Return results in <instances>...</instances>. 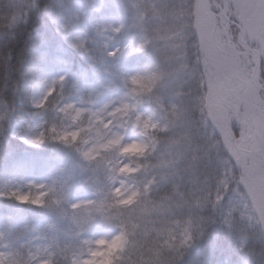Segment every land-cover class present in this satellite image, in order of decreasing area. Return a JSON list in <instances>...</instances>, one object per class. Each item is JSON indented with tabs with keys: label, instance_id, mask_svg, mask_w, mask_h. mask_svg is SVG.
<instances>
[{
	"label": "trees",
	"instance_id": "trees-1",
	"mask_svg": "<svg viewBox=\"0 0 264 264\" xmlns=\"http://www.w3.org/2000/svg\"><path fill=\"white\" fill-rule=\"evenodd\" d=\"M229 2L231 18L246 29L247 42L261 52L264 84V45L247 30L238 0ZM257 3L264 8V0ZM58 10V0H0V105L22 94L24 101L18 107L32 113L27 100L32 88L42 83L39 74L47 66L85 71L95 79L97 69L110 62L103 63L96 54L90 57L93 48L106 43L104 39L94 42L90 30L115 18L118 31L112 42L122 45L123 52L112 63L130 76L126 92L140 112L134 132L145 141L147 150L125 152L135 167L120 173L128 178L120 181L128 199L110 201L109 213L102 216L99 227L119 237L101 247L99 264H264L262 224L242 219L238 212L230 222L223 216L229 196L235 188L244 191L249 178L258 175L264 187V157L253 142L257 134L254 118L261 113L255 105L264 104V90L240 76L231 64L214 59L202 20L210 19L214 29L215 17L203 10L201 0H102L97 9L87 10L82 17L81 30L92 39L77 54L60 51L58 39L52 38L51 17ZM158 10L165 20L166 16L180 17L189 35L186 53L195 78L180 94L166 86L165 59L155 47ZM216 88L225 93L217 96L222 101L211 100ZM244 134L247 145L240 150L237 144ZM6 137L0 139L1 188L22 163L44 171L74 161L76 187H104L102 165L84 168L80 141L67 138L42 148L24 145L23 149L20 143L9 154L2 148ZM17 208L26 217L41 211L40 205L18 204ZM73 261L71 255L62 256L53 264Z\"/></svg>",
	"mask_w": 264,
	"mask_h": 264
},
{
	"label": "rangeland",
	"instance_id": "rangeland-1",
	"mask_svg": "<svg viewBox=\"0 0 264 264\" xmlns=\"http://www.w3.org/2000/svg\"><path fill=\"white\" fill-rule=\"evenodd\" d=\"M101 1L58 0L59 10L56 14L52 13L50 29L52 38L58 39L60 51H72L69 45H88L91 35L81 30V24L84 22L82 17L87 10L97 9ZM255 1L238 0V6L244 13L247 30L249 29L252 38L264 45V8L260 3L255 5ZM201 4L203 10L212 14L216 21V27L212 29L210 19L202 20L214 59L231 64L244 79H252L254 75L248 74L247 65L255 64L256 54L249 52L239 41L241 33L244 32L243 35L247 36L246 29L241 32L221 12V6L225 5L228 15L234 16L229 0H201ZM154 18L158 23L154 29L155 47H159L165 59L166 86L180 94L195 78V71L190 67L186 53L188 32L182 27L183 21L180 17H174V23L171 16H166L165 20L158 10ZM116 26L115 18L112 17L90 30L96 39L94 42L100 39L106 42L97 46L96 50L93 48L90 57L96 54L103 59V63L107 60L110 62L109 66L106 64V68L97 69L95 79L85 71L77 72L61 65L47 66L41 69L39 74L42 83L32 88L27 100L31 107L33 97L39 95L40 89L50 76L67 72L71 74L68 87L73 103L61 109L63 93L58 90V102L45 109L49 112L48 116L41 112L32 117L31 112H24L19 108L18 105L24 101L22 94L16 96L12 102L0 105V139L7 136L2 148L7 149L9 154L17 150L20 143L22 145L19 149H23L24 145L42 148L49 142L69 138L73 143L81 142L84 168L102 165V171L106 173L102 182L104 187L83 190L82 187L74 185L75 173L78 170L75 161L68 163L70 166L60 163L45 171H38L35 166L28 164H20L12 174V180L0 187V264H8L12 257L16 258L17 264H23L25 258L38 256L45 258V264H53L58 258L69 255L74 258L73 264H99L101 247L110 244L111 239L119 237L118 234L109 235L108 228L99 226L103 223L102 216L106 217L109 213V202L126 198V191L121 185L119 188H113L117 174L133 170L135 167L130 160L121 167L120 161L115 159L113 153L117 148L122 156H125L126 151L145 152L147 145L144 140L138 139L134 132L140 112L136 103L132 106L126 92L125 85L130 81V76L124 71L120 73L119 67L113 65L123 52L122 45L117 46L112 42ZM113 45L116 55L110 58L107 51ZM55 56L63 58L60 53ZM95 66L96 63H92V67ZM223 94L225 93L220 89L218 92L216 88L211 91V100L222 101L220 96ZM218 95L220 96L217 97ZM114 101H118L115 108L112 107ZM255 107L261 113L254 118L253 124L257 134L253 135V142L264 157V104L257 103ZM150 113L152 114V111ZM106 119L108 123H105ZM14 120L19 121L14 125V133L18 137L16 139L12 138V128L5 131ZM225 127V133L229 137L227 125ZM19 137H23V142ZM125 137L137 142L121 147ZM237 145L240 150H245L247 134H244L243 140ZM74 167L75 172L72 171ZM261 180L257 175L245 182L244 191L235 188L224 208L223 216L226 221H233L238 212L240 218H249L264 227V187ZM18 204L40 205L41 211L37 209L34 216L26 217L17 208ZM61 238L64 239L62 246Z\"/></svg>",
	"mask_w": 264,
	"mask_h": 264
},
{
	"label": "clouds",
	"instance_id": "clouds-1",
	"mask_svg": "<svg viewBox=\"0 0 264 264\" xmlns=\"http://www.w3.org/2000/svg\"><path fill=\"white\" fill-rule=\"evenodd\" d=\"M114 31H118L114 30ZM70 49L77 53H80V49L83 47H86V45H78V46H72L69 45ZM91 51V49H89ZM108 57L112 58L115 57L116 51H115V45H113L108 51H107ZM256 66L255 64H249L247 65V72L250 76L257 74L256 71ZM264 71V69H262ZM135 73H131V75H134ZM71 80V74L67 72H59L55 73L52 76L48 78V80L44 83L42 88L40 89L39 95L34 96L32 101H31V108L33 109L32 111V117H36L39 113L43 112L45 115H47L45 109L47 107H50L54 103L57 102V93L58 90L63 93L62 100L63 102L60 104V108L63 109V107L69 103H73V98L69 92V82ZM118 105V101H114L112 104V107L115 108ZM109 121L106 119L105 123H108ZM18 120H14L11 125L6 127L5 131L7 132L9 128H12V138L16 139L18 137L15 136L14 133V125L18 124ZM113 129L116 130L115 125H113ZM37 134H39V130L37 129ZM22 142H23V137H19ZM109 139L111 136L108 137ZM137 142L135 139L129 140L127 137H125L124 140L121 142V147H123L126 144L134 143ZM90 146V145H89ZM113 155L115 156L116 160L120 161V166L122 167L124 164L128 163V158L124 157L119 154V148H117ZM125 180L127 181L128 178L123 176L122 174H117V180L116 183L113 185V188H119L120 187V181ZM8 264H17V260L15 257H12L9 259ZM23 264H45V258L43 256H38V257H29L25 258L23 261Z\"/></svg>",
	"mask_w": 264,
	"mask_h": 264
},
{
	"label": "water",
	"instance_id": "water-1",
	"mask_svg": "<svg viewBox=\"0 0 264 264\" xmlns=\"http://www.w3.org/2000/svg\"><path fill=\"white\" fill-rule=\"evenodd\" d=\"M222 12L224 13V10H222ZM226 19L231 23V22H234V21H232L231 19H230V17L229 16H227L226 15ZM235 23V22H234ZM240 27V26H239ZM240 29H241V32H242V28L240 27ZM239 39H240V42H241V44L245 47V48H247V50L248 51H250V52H254V53H256L257 54V61H256V69H255V71H257V68H258V66L260 65V52H258L256 49H254L252 46H250L248 43H247V41H246V39L244 38V36H242V33L240 34V36H239ZM253 81L260 87V88H264L263 86H262V84L260 83V81L259 80H257L256 78H254V76H253Z\"/></svg>",
	"mask_w": 264,
	"mask_h": 264
},
{
	"label": "bare ground",
	"instance_id": "bare-ground-1",
	"mask_svg": "<svg viewBox=\"0 0 264 264\" xmlns=\"http://www.w3.org/2000/svg\"><path fill=\"white\" fill-rule=\"evenodd\" d=\"M225 10H226V8H225Z\"/></svg>",
	"mask_w": 264,
	"mask_h": 264
},
{
	"label": "snow or ice",
	"instance_id": "snow-or-ice-1",
	"mask_svg": "<svg viewBox=\"0 0 264 264\" xmlns=\"http://www.w3.org/2000/svg\"><path fill=\"white\" fill-rule=\"evenodd\" d=\"M21 199H23V198H21Z\"/></svg>",
	"mask_w": 264,
	"mask_h": 264
}]
</instances>
